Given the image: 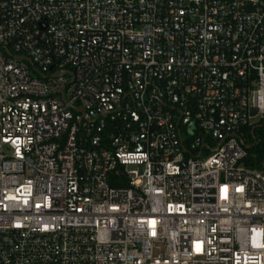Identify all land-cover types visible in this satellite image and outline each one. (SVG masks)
I'll return each mask as SVG.
<instances>
[{"label":"built area","instance_id":"built-area-1","mask_svg":"<svg viewBox=\"0 0 264 264\" xmlns=\"http://www.w3.org/2000/svg\"><path fill=\"white\" fill-rule=\"evenodd\" d=\"M264 0H0V264H264Z\"/></svg>","mask_w":264,"mask_h":264},{"label":"trees","instance_id":"trees-1","mask_svg":"<svg viewBox=\"0 0 264 264\" xmlns=\"http://www.w3.org/2000/svg\"><path fill=\"white\" fill-rule=\"evenodd\" d=\"M247 155L244 164L251 169L264 170V119L245 129Z\"/></svg>","mask_w":264,"mask_h":264}]
</instances>
